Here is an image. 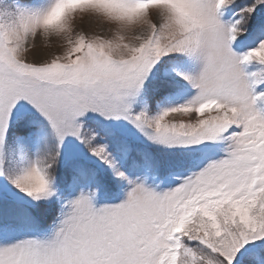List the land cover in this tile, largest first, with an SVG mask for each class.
<instances>
[{"label": "snow or ice", "instance_id": "obj_1", "mask_svg": "<svg viewBox=\"0 0 264 264\" xmlns=\"http://www.w3.org/2000/svg\"><path fill=\"white\" fill-rule=\"evenodd\" d=\"M0 264H264V0H0Z\"/></svg>", "mask_w": 264, "mask_h": 264}, {"label": "rangeland", "instance_id": "obj_2", "mask_svg": "<svg viewBox=\"0 0 264 264\" xmlns=\"http://www.w3.org/2000/svg\"><path fill=\"white\" fill-rule=\"evenodd\" d=\"M123 195H124V193L122 192V193L120 194L121 198L123 197Z\"/></svg>", "mask_w": 264, "mask_h": 264}]
</instances>
